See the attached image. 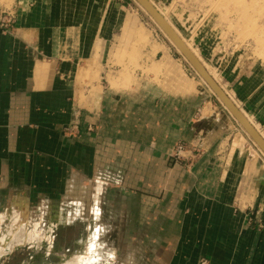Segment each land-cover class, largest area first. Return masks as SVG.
Returning a JSON list of instances; mask_svg holds the SVG:
<instances>
[{
	"label": "crops",
	"instance_id": "0c3cea01",
	"mask_svg": "<svg viewBox=\"0 0 264 264\" xmlns=\"http://www.w3.org/2000/svg\"><path fill=\"white\" fill-rule=\"evenodd\" d=\"M9 3L15 23L0 29V189L22 182L53 197L60 192L96 208L93 217L116 209L114 222L125 218L143 234L157 225L137 237L148 246V264H198L202 257L264 264V168L217 148L226 125L221 111L198 91L110 85L128 4ZM87 68L89 75L79 73ZM241 74L230 86L264 138V89L252 73ZM179 142L199 147L173 162Z\"/></svg>",
	"mask_w": 264,
	"mask_h": 264
},
{
	"label": "rangeland",
	"instance_id": "374dc122",
	"mask_svg": "<svg viewBox=\"0 0 264 264\" xmlns=\"http://www.w3.org/2000/svg\"><path fill=\"white\" fill-rule=\"evenodd\" d=\"M149 1L191 45L201 62L210 66L208 69L216 75L219 84L231 94L235 104L244 112V107L234 96L229 78L235 79L236 76L238 80L243 70L252 73L251 76L264 89V0ZM9 2L0 0V10H12ZM124 2L129 6L130 16L125 18L117 37L118 45L113 49L112 56L118 75L109 76L110 85L114 88L130 86L132 90L143 86L156 91H177L174 78L156 69L161 65V53H157L167 50L180 81L194 83L199 96L208 98L212 106L224 116V139L218 143L217 148L226 153L241 152L239 164L247 157L250 160L247 167L254 168L255 164L264 168L262 151L172 41L136 1ZM127 21L130 22V30L126 28ZM83 72L89 75L90 69H82L79 73ZM251 120L262 133L255 117L251 116ZM20 183L17 187L6 183L0 189V215L5 218L0 224V235L13 223L10 215L23 208L28 217V230L34 232L35 225L40 241L33 244L15 242V246L6 243L0 255V264H66L72 257L79 256L98 259L99 264L149 263L146 254L148 246L137 237L153 233L157 225L147 228L148 232L144 231L143 234L141 225L127 224L125 218L123 222L121 219L119 223L114 222L111 215L116 213V209L103 208L102 215L100 212L98 217H93L90 213L96 209L94 207L85 209L82 202L63 200L60 192H55L57 196L53 197L50 192L37 191L32 186L30 188ZM19 188L24 190L20 191ZM259 227L263 228L264 225ZM132 231L137 232L135 239L130 236ZM153 247L150 245L151 250Z\"/></svg>",
	"mask_w": 264,
	"mask_h": 264
},
{
	"label": "bare ground",
	"instance_id": "6f19581e",
	"mask_svg": "<svg viewBox=\"0 0 264 264\" xmlns=\"http://www.w3.org/2000/svg\"><path fill=\"white\" fill-rule=\"evenodd\" d=\"M149 1V0H148ZM151 3V2H150ZM152 4V3H151ZM153 5V4H152ZM154 6V5H153ZM156 8V7H155ZM157 9V8H156ZM158 10V9H157ZM158 12L162 15V17L166 20V22H168V24H170V26L173 28V30L177 33V35L182 39V41L184 42V44L187 46V48L190 50V52L198 59V61H200V63L203 65V67L206 69V71L209 73V75L217 82V84L222 88V90L227 94V96L230 98V100L232 102H234L235 104V101L233 100L232 96L229 95V93L227 92V90L222 87V85L219 84L218 80L216 79V75H214V73H212L208 67L210 66H206L205 63L203 64L201 62V59L200 57H198L196 55V52H194V49L191 48L181 36L180 34L174 29V27L171 25V23L167 20V18L164 16V14L162 12H160L158 10ZM126 25V28L128 27V29L130 30L131 28V25H130V22L127 21L125 23ZM141 37V36H139ZM142 38V37H141ZM176 47V46H175ZM161 48V47H160ZM177 48V47H176ZM178 49V48H177ZM179 50V49H178ZM180 51V50H179ZM133 53V52H132ZM181 53V52H180ZM132 58V57H131ZM160 63L161 65L156 69H160L158 71H163L162 73L163 74H167L171 77L174 78V83H175V86H176V89L179 91V92H182V93H194L196 92V88L193 84L191 83H184L182 81H180L179 77H178V72L177 70L175 69V66H173L172 62H173V59L171 57V55L169 54V52L167 50L164 51L163 55L161 56V59H160ZM154 64V63H153ZM207 64V63H206ZM154 66V65H152ZM155 67V66H154ZM153 67V68H154ZM149 70V69H148ZM154 71H156L158 73L157 70L154 69ZM155 72V73H156ZM119 77V76H118ZM168 78V77H167ZM120 79V78H119ZM203 79V78H202ZM110 80H113V79H110ZM116 80V79H115ZM186 80V79H185ZM128 81V79L126 80ZM116 83V82H115ZM123 83V82H122ZM111 84V82H110ZM119 84V83H118ZM121 85V84H120ZM126 85V84H125ZM112 86V85H111ZM211 89V88H210ZM212 90V89H211ZM236 105V104H235ZM237 106V105H236ZM238 107V106H237ZM239 108V107H238ZM241 110V109H240ZM241 112L243 113V115L246 117V119L248 120V122L251 124V118L248 117L245 113V111L243 112L241 110ZM208 113V112H206ZM263 153V152H262ZM264 154V153H263ZM13 217V218H12ZM27 213L25 212V209L21 208L19 210L18 213H13L10 215V219H12L13 223H11V226L10 227H7L6 228V231L3 232L2 235H0V255H2L3 251H4V246H6V243H8V245H11L15 242H18V243H25V242H30V243H34L35 241H38L39 239V236L37 235V231H36V226L34 225V232H30L28 230V219H27ZM4 216L3 215H0V224L4 222ZM53 225V223H52ZM55 225V224H54ZM55 227V226H54ZM51 228V227H50ZM49 233V232H48ZM46 234V233H45ZM47 235V234H46ZM41 236V235H40ZM16 240V241H15ZM40 241V240H39ZM32 243V244H33ZM15 246V245H14ZM37 246V245H36ZM94 248V247H93ZM66 264H99V260L98 259H95V258H88V259H84L82 257H72L68 262H66Z\"/></svg>",
	"mask_w": 264,
	"mask_h": 264
},
{
	"label": "water",
	"instance_id": "95a60500",
	"mask_svg": "<svg viewBox=\"0 0 264 264\" xmlns=\"http://www.w3.org/2000/svg\"><path fill=\"white\" fill-rule=\"evenodd\" d=\"M136 1L157 24L160 30L172 41V43L180 50L183 57L189 62L197 74L203 78L206 84L212 89L214 95L230 112L232 117L239 123L243 130L248 134L250 139L256 146L264 153V138L259 132L248 122L241 110L230 100L227 94L217 84V82L209 75L203 65L198 59L190 52L182 39L177 35L173 28L166 22L158 10L148 0H134ZM264 181V173L261 177Z\"/></svg>",
	"mask_w": 264,
	"mask_h": 264
},
{
	"label": "built area",
	"instance_id": "2783aa9c",
	"mask_svg": "<svg viewBox=\"0 0 264 264\" xmlns=\"http://www.w3.org/2000/svg\"><path fill=\"white\" fill-rule=\"evenodd\" d=\"M15 23V15L12 10L10 9H2L0 10V29L8 32L12 28V26ZM92 128L89 130L91 131ZM73 131L76 130V126H72L68 129V131ZM199 146L198 145H190L185 142H179L176 144L173 153L170 156V159L173 162H179L181 159L184 158V154L189 151L190 149L192 150H197ZM250 222L252 221L251 216H249L248 219ZM264 223L259 222V226H263ZM198 264H209V261L207 258H201L198 262Z\"/></svg>",
	"mask_w": 264,
	"mask_h": 264
},
{
	"label": "flooded vegetation",
	"instance_id": "af4514ba",
	"mask_svg": "<svg viewBox=\"0 0 264 264\" xmlns=\"http://www.w3.org/2000/svg\"><path fill=\"white\" fill-rule=\"evenodd\" d=\"M54 252V251H53Z\"/></svg>",
	"mask_w": 264,
	"mask_h": 264
}]
</instances>
